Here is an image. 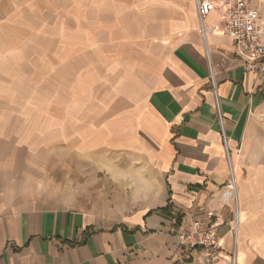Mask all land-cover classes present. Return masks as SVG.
Returning <instances> with one entry per match:
<instances>
[{
	"label": "crops",
	"instance_id": "crops-1",
	"mask_svg": "<svg viewBox=\"0 0 264 264\" xmlns=\"http://www.w3.org/2000/svg\"><path fill=\"white\" fill-rule=\"evenodd\" d=\"M212 1L200 20L195 0H130L127 50H101L80 93L52 74L0 89V264H205L171 233L195 220L264 264V62L234 54L231 0Z\"/></svg>",
	"mask_w": 264,
	"mask_h": 264
},
{
	"label": "rangeland",
	"instance_id": "rangeland-1",
	"mask_svg": "<svg viewBox=\"0 0 264 264\" xmlns=\"http://www.w3.org/2000/svg\"><path fill=\"white\" fill-rule=\"evenodd\" d=\"M89 1L0 0V89L29 95L52 74L80 93L98 73L101 50L125 52L128 43H119L117 29L130 0Z\"/></svg>",
	"mask_w": 264,
	"mask_h": 264
},
{
	"label": "built area",
	"instance_id": "built-area-1",
	"mask_svg": "<svg viewBox=\"0 0 264 264\" xmlns=\"http://www.w3.org/2000/svg\"><path fill=\"white\" fill-rule=\"evenodd\" d=\"M195 5L200 20L217 8L212 0H195ZM222 34L232 39L234 54L244 62L251 63L256 60L264 62V24L260 19L258 8L252 4L251 0L230 1L224 10ZM210 77L212 92L216 96V87L212 80L211 70ZM216 108L219 120H222V115L217 107V101ZM223 140L226 144L224 134ZM225 157L228 165L229 179L224 190V196L231 199L234 204L233 233L234 243H236L238 228L236 179L226 146ZM216 227V222L203 225L195 220L188 229L173 231L171 233L180 246L200 252L205 264H216L221 260H224L226 264H237L234 250L229 257L223 256L220 250L221 238L217 233Z\"/></svg>",
	"mask_w": 264,
	"mask_h": 264
}]
</instances>
